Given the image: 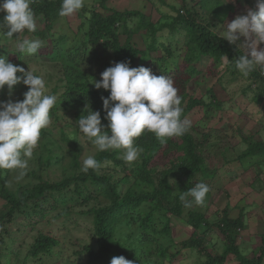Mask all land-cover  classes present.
Listing matches in <instances>:
<instances>
[{"label": "trees", "instance_id": "obj_1", "mask_svg": "<svg viewBox=\"0 0 264 264\" xmlns=\"http://www.w3.org/2000/svg\"><path fill=\"white\" fill-rule=\"evenodd\" d=\"M106 0H96L97 5L93 7L87 17L86 38L81 45L73 44L72 47L65 48L66 36L60 33H53L54 24L60 16L62 0H34L30 7L33 9L36 17H41L43 28H37L35 33H29L26 30L23 33L14 36L12 39L20 41L29 38L30 35L49 40L50 49L42 52L41 59L51 63L64 62L63 75L65 83L61 86L62 91L57 97L56 105L50 110V116L55 120V127L60 135L62 142H76L74 137L66 135L63 119L73 116L76 121L83 113V109L88 104L92 111H99L101 122L107 126L108 121L104 118L106 112L102 106V97L107 98L109 91L104 89H95L92 85V79L96 73H91L92 61L101 68L103 72L107 67L113 66L117 62H130V67H146L151 69L152 73L160 76L165 75L173 79L175 87L179 90L178 95L182 96V118L186 117L196 106L208 108V104L200 97H194L188 94L185 87L186 83L199 75L200 70L197 63L203 58H207L206 72L221 77L223 71H216L218 65H222L224 55L230 60L224 69L235 73V61L243 54V50L237 48V45H230L222 39V33L211 29L221 25L222 32L226 24L230 23L234 15L232 8L228 6L227 10L221 0H180V5L176 7L169 4V8L174 13L160 11V17L156 23L152 22L148 16L138 9L108 8ZM151 3L157 2L160 6H167L165 0H146ZM189 3H192L189 4ZM197 5V6H196ZM107 11V13H104ZM4 13L0 12V22H2ZM81 17V12L78 14ZM218 23V24H217ZM145 29L150 38L155 40L158 32L167 29L173 36L175 34L183 35L181 47L172 48L171 45L162 43V54L152 56L151 53L157 51L154 41L149 43L145 50L137 48L132 42V35ZM6 33L7 28L0 29ZM126 35L121 43L119 34ZM15 35V34H14ZM4 39H7L4 37ZM179 41L176 42L178 44ZM87 45L100 46L102 49L97 52L93 49V55L85 58V52L80 49ZM177 61L175 54H180ZM7 54H6V53ZM7 55V60L14 65L21 63L23 53H8L4 44L0 47V56ZM264 70L257 69L252 72L248 78L263 80ZM95 80H97L95 78ZM7 86H5L6 88ZM4 90V89H3ZM3 90L1 93H3ZM21 99L28 90L27 86L22 84ZM56 90V89H55ZM256 102L264 99V86H257ZM55 92V91H54ZM53 95V94H52ZM86 115V113H83ZM208 117V116H206ZM62 124V125H60ZM193 127L183 136L173 137L166 144H161L153 133L145 132L136 140V144L142 149L140 158L132 163L126 162L123 157H119L117 151H96L94 157L101 164L111 162L113 168L110 173H99V170L89 169L87 173L77 171L64 176L59 180L42 178L41 174L47 172L51 166L61 162L64 153H58L52 147L57 139L52 135L51 129L41 130V139L43 151H35V171H32L39 179L38 183L32 187L23 190H13L8 186L7 180L10 176V170H0V197L5 200L7 211L0 215V227L5 222L13 220L15 213L29 201L41 202L51 198L53 207H64L68 199H75V204H86L90 197L101 196L108 201L107 205H99L89 208L86 213L91 216L93 229L92 237L95 240V249L89 245L83 247V251L88 253L89 264H110L113 257L123 256L125 259L133 261V264H151V255L153 251L141 249L140 253L130 251V242L122 243L115 238L118 231V225L125 223L130 226L131 231L128 237L133 235L134 227L141 231L142 243L148 242L152 232H156L158 223L163 224L159 233L167 235L169 232L168 222L164 215H175L185 219L186 224L192 230L189 237L181 241L182 248H197L198 252L207 256L202 264H223L228 255L236 259V264H262L264 261V236L262 244L253 256L249 257L243 252L238 242V232L243 228V216L240 213L236 218H229L226 205L218 221H209L203 210L192 206L185 208L180 201L179 196L195 186L196 178L206 176L207 168L204 167L208 160L207 153L202 148L205 143L208 147L220 146V133L216 131H204L199 135H194ZM215 133V134H214ZM240 137L242 143L246 146L239 151L236 160L241 166L264 165V142L253 140L250 133L242 136L240 131L233 133ZM213 139V140H212ZM217 142V143H216ZM46 145V146H43ZM55 145V144H54ZM60 145L58 146V148ZM72 150V168L78 170L79 152L76 146ZM62 153V154H61ZM127 170L130 172L128 177ZM126 190L121 186L126 185ZM75 197V198H74ZM188 199H191L189 197ZM70 207V205H67ZM68 207V208H69ZM203 226V232H199ZM216 226L224 237V250L220 255H212L206 252V246L203 244L206 233ZM4 231V233H7ZM150 233V234H149ZM148 237V238H147ZM240 238V236H239ZM242 242V239H241ZM58 245V240L50 234L39 233L31 244L28 252L29 257L24 256L23 264H30L27 258L37 264H47L45 256L52 255V251ZM158 259H154L152 264H164L163 259L167 252L164 248L156 249ZM0 264H2L0 257Z\"/></svg>", "mask_w": 264, "mask_h": 264}, {"label": "rangeland", "instance_id": "obj_2", "mask_svg": "<svg viewBox=\"0 0 264 264\" xmlns=\"http://www.w3.org/2000/svg\"><path fill=\"white\" fill-rule=\"evenodd\" d=\"M165 2L167 6H160L157 2L151 3L146 0H106L105 4L108 8L118 10L138 9L148 16L152 22L156 23L160 17V11L174 13V11L170 10L169 4H174L178 7L181 3L180 0H165ZM192 3H195V0ZM192 3L189 4L192 5ZM221 3L223 6L225 5L226 10L228 6L232 8V12L228 14L233 13L232 15L235 18L237 15L245 14L247 8L255 9L256 0H235L234 3L232 0H228V2L227 0H221ZM95 5H97L96 0H85V7L78 13L71 17H60L56 21L52 32L66 36L65 48L69 49L73 44L79 47V44L81 45L82 41H85L89 21L87 17H89L88 14L93 7L95 8ZM80 12L81 17L78 15ZM104 13H107V11H104ZM37 24L38 28H43L41 17H37ZM210 27L219 34L223 33L220 24H218L217 28ZM125 37V34H119L121 43L124 42ZM32 38H37L44 42V46L40 51L47 52L51 48L48 39L44 40L30 35L29 39ZM154 38L155 40L150 38L148 32L142 29L132 35L131 42L137 48L145 50L149 43L154 41L158 48L151 55L160 56L163 49L162 43L164 45L169 44L174 48L178 45L181 47L184 40L182 34L178 33L172 36L167 29L158 32ZM177 41H179L178 44H176ZM17 42L15 39L7 40L0 36V47L4 44V48L8 53H17ZM237 43L242 45L244 38L241 37ZM259 47H264V45ZM80 49L85 52L84 56L87 59L93 55V49L99 52L102 48L100 46L92 47L87 45L86 47L81 46ZM40 51L34 56H25L23 54L21 63L19 62L17 65L24 67L25 70L28 67L30 71L41 76L45 81L48 94L58 97L62 91L61 86L65 83L63 75L65 63L54 64L41 59L40 56L43 53ZM183 51L181 50L180 54H175L177 61ZM6 54L1 56L7 59ZM224 63L223 61L222 65H218L215 68L216 71H223L220 74L222 76L217 77L206 72L207 58H203L197 63V68L200 70L199 75L185 85L188 94L200 97L208 104L207 109L202 106L194 107L186 116L191 121L190 129L195 128L193 134L199 135V138H201V134L204 131L220 133V146L208 147V143H205L202 148L208 157L204 165L207 168V174L204 177H197L195 181L196 184L200 182L206 183L210 191L206 196L204 206H193L203 210L207 219L212 222L218 221L226 205L229 207L227 211L229 218H236L242 213L244 225L238 232V242L243 252L251 257L260 248L261 239L264 236V165L263 167L257 165L243 167L240 165L236 160L237 154L246 145L241 142L239 136L233 133L240 131L244 137L251 133L253 140L264 142V99L257 100L259 102H256L255 99L257 86H264V73H262L263 80L261 81L255 78H245L239 71L232 73L224 69ZM91 73H96L94 77L97 81L100 80L101 68L98 70V65L93 61ZM17 75L21 74L17 73ZM95 78L93 79L95 80ZM21 89L22 83L14 86L11 92L7 87L4 88L3 93L0 91V101H22L20 98ZM75 122L76 119L73 116H68L63 119L62 123L65 127L66 135L74 137L76 142H62L55 127V120L51 118V123L47 129H51L52 135L58 140L54 143L55 145L52 144V147L54 146L53 149L58 153L62 152L65 155H63L61 162H57L47 169V172L42 173V178L57 181L75 171L78 174L77 171L81 170L83 160L89 155H95L97 151L95 146L84 138L78 127L75 126ZM42 141L40 138L37 147L33 151V157L28 162L27 173L23 178L17 179V172L10 170L7 183L12 191L27 189L38 183L39 179L36 175H40V172L35 171L34 153L35 151L37 153L43 151L42 144L40 145ZM59 145L60 147L58 148ZM74 146L79 152L78 170L71 166ZM110 152L113 151L110 150ZM117 152H119V157H123L122 150H117ZM101 165L99 173H110L111 168H113L111 162H103ZM32 171H35L36 175H33ZM127 174L130 177L129 170H127ZM126 186L127 184L122 185V190L125 191ZM53 203V200L48 197L47 200H42L41 202L29 201L18 209L13 220L5 222L0 227V257L2 264H23L24 256L29 257L27 255L31 244L39 233L50 234L58 240V245L53 249L52 255H43L47 264H89L88 253L82 249L85 245L95 249V240L92 237L93 224L91 216L87 215L89 213H86V211L92 207L107 205L108 201L98 196L88 198L85 202L86 204L81 205L75 204V199L73 198L68 199L66 204L70 205V207L66 205L60 208H52L55 204ZM4 205L5 200L0 197V215H4L7 211ZM164 217L169 227L167 235L163 236L159 233L163 224L158 223L156 232L149 233L148 242L142 243L141 231L134 227L133 235L128 237L131 228L122 222L117 226L118 231L115 238H118L124 244H128L132 240L130 242V251L133 253H140L143 248H151L153 251L150 258L151 264L154 259H158L156 249L161 247L166 249L167 252L162 260L164 264H202L207 259L205 254L198 252L197 248L184 249L180 244L181 241L189 237L192 231L186 224L185 219L175 215H164ZM6 229L8 231L4 233ZM204 229L205 227L203 226L199 232H203ZM203 244L206 246V252L212 255H220L223 252L224 237L216 226L206 233ZM26 260H30V264H37L32 262L31 258ZM223 264H236V259L228 255ZM262 264H264V261Z\"/></svg>", "mask_w": 264, "mask_h": 264}, {"label": "clouds", "instance_id": "obj_3", "mask_svg": "<svg viewBox=\"0 0 264 264\" xmlns=\"http://www.w3.org/2000/svg\"><path fill=\"white\" fill-rule=\"evenodd\" d=\"M33 1L0 0V12L4 13L0 29L7 28L6 33L0 31V36L12 39L25 30L37 31V17L30 7ZM84 7L85 0H62L58 15L71 17ZM241 37L244 43L238 45ZM222 39L243 50L235 61V68L243 77H249L257 69L264 70V47H259L264 45V0H256L255 9L247 8L245 14L237 15L226 24ZM43 46L44 42L37 38H24L16 43L18 52L25 56L36 55ZM224 62L226 65L230 62L225 55ZM100 76L98 81L93 79L92 85L110 93L107 98H101L107 126L102 124L100 112L92 111L88 104L83 109L86 115L82 113L75 122L98 152L122 150L123 159L132 163L140 158L142 149L136 140L145 132L153 133L163 145L190 130V119L182 118L183 98L169 76H157L143 66L130 67L128 61L107 67ZM21 83L28 88L22 101H0V170L16 171L17 179L26 175L41 130L50 125V110L57 102L55 95L48 94L41 76L0 56V91L7 86L11 92ZM101 167L89 155L83 160L81 171L87 173L89 169ZM209 191V186L200 182L182 192L179 199L185 208L202 207ZM110 264H133V261L119 256L113 257Z\"/></svg>", "mask_w": 264, "mask_h": 264}]
</instances>
